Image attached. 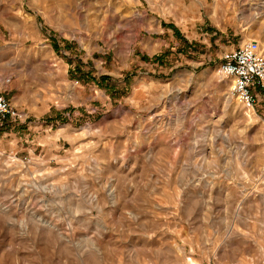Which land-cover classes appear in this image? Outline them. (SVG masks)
<instances>
[{
  "label": "rangeland",
  "instance_id": "1",
  "mask_svg": "<svg viewBox=\"0 0 264 264\" xmlns=\"http://www.w3.org/2000/svg\"><path fill=\"white\" fill-rule=\"evenodd\" d=\"M250 38L264 0H0V264H264V94L217 72Z\"/></svg>",
  "mask_w": 264,
  "mask_h": 264
},
{
  "label": "built area",
  "instance_id": "2",
  "mask_svg": "<svg viewBox=\"0 0 264 264\" xmlns=\"http://www.w3.org/2000/svg\"><path fill=\"white\" fill-rule=\"evenodd\" d=\"M221 77L230 78L229 94L244 108L254 110L258 92L264 94V46L254 38L226 50L218 64ZM10 77L0 78V127L25 122L27 113L5 94Z\"/></svg>",
  "mask_w": 264,
  "mask_h": 264
},
{
  "label": "bare ground",
  "instance_id": "3",
  "mask_svg": "<svg viewBox=\"0 0 264 264\" xmlns=\"http://www.w3.org/2000/svg\"><path fill=\"white\" fill-rule=\"evenodd\" d=\"M262 45H264V43L262 44ZM229 103V100H227V104ZM229 107V106H228ZM230 109V108H229ZM251 111H253V110H251V109H247V112H246V117L249 119V120H251V118L253 117V115H254V113L253 112H251ZM91 256V255H90ZM89 256V257H90ZM92 257V256H91ZM94 257V256H93ZM96 257V256H95ZM93 259V258H92ZM91 260V259H90Z\"/></svg>",
  "mask_w": 264,
  "mask_h": 264
},
{
  "label": "crops",
  "instance_id": "4",
  "mask_svg": "<svg viewBox=\"0 0 264 264\" xmlns=\"http://www.w3.org/2000/svg\"><path fill=\"white\" fill-rule=\"evenodd\" d=\"M254 114H256L255 111H254Z\"/></svg>",
  "mask_w": 264,
  "mask_h": 264
}]
</instances>
